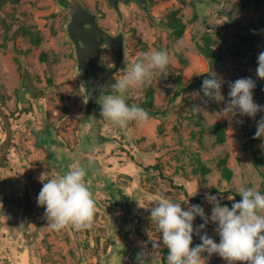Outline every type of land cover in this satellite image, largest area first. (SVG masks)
<instances>
[{
	"label": "rangeland",
	"instance_id": "rangeland-1",
	"mask_svg": "<svg viewBox=\"0 0 264 264\" xmlns=\"http://www.w3.org/2000/svg\"><path fill=\"white\" fill-rule=\"evenodd\" d=\"M83 1L98 13L100 25L110 32L117 30L118 15L106 0ZM148 3L149 13L134 2L127 7L122 5L120 29L125 34L127 66L116 76L119 79L141 53L159 48L168 52L166 77L157 74L151 84L124 95L130 103L141 104L146 102L150 88L153 93L148 106L150 120L143 125L131 122L126 128L116 127L103 118L98 124H109L110 131L105 128L103 138L112 140L113 151L119 153L124 163H129L126 170L132 169V176L111 175L95 182L96 176L86 175L96 204L91 227L79 231L69 227L57 232L48 228L44 208L36 202L42 188L39 177L42 175L47 181L56 176L47 153L29 162L26 172L20 174L21 180L14 172H7L8 183L23 186L14 195L0 191V264H22L23 258L27 264H142V253L143 264H166L167 249L162 242L159 247L154 246L160 242V234L150 221L149 210L160 192L187 210L195 205L191 196L198 188L197 193L204 195L206 217L211 215L213 206L205 198L207 192L229 208L227 201H236L231 193L238 192L241 184L258 188L264 194V138H254L264 111L255 117L237 113L234 117L220 118L217 114L229 100L228 83L239 78L250 77L255 81L253 100L264 106V95L257 88L262 79L256 75L257 58L264 51V0H211L205 6H197L194 0H148ZM172 16L184 23L179 37L167 24ZM69 19V11L56 0H0V106L18 93L28 94L22 87L27 68L35 85L42 90L34 99L42 114L55 124L61 122L57 130L62 134L77 138L87 91L77 70L74 45L67 35ZM36 37L40 38L39 43L35 42ZM204 43L213 48L218 58L200 51L198 44ZM102 61L108 67L114 65L112 50L106 44L102 45ZM206 73L222 79V101L204 97L202 92L194 97L200 89L180 90ZM103 98L90 114L92 118L100 114ZM193 105L201 107L198 115L189 110ZM7 113L11 124L16 122L15 111ZM220 130L224 133L222 141ZM95 136L98 137L97 132L90 138ZM245 143L249 145L247 148ZM252 150L259 158L258 167ZM221 159L231 170L229 178L222 173ZM8 161L6 155L1 167H8ZM202 165L208 168L205 173L200 171ZM110 167V164L106 167L109 175ZM5 179V172L0 171V181ZM170 179L183 184L188 196L173 187ZM111 181L127 194L113 196ZM200 224L196 217L193 242L201 243L200 235L206 233L219 243L217 225L209 221L197 235L195 229ZM140 242L153 250L154 259ZM206 264H227V261L213 254Z\"/></svg>",
	"mask_w": 264,
	"mask_h": 264
},
{
	"label": "clouds",
	"instance_id": "clouds-1",
	"mask_svg": "<svg viewBox=\"0 0 264 264\" xmlns=\"http://www.w3.org/2000/svg\"><path fill=\"white\" fill-rule=\"evenodd\" d=\"M169 63L166 50L141 53L114 84L108 85L116 94L104 96L100 104V117L119 128H126L131 122L146 124L150 120L149 113L136 104L129 106L124 95L151 84L157 74L166 77ZM257 64L256 75L264 80V51L259 53ZM222 83V79L215 74L211 78L206 77L200 91L193 96L198 97L202 92L204 97L222 101ZM228 87L229 100L217 113L220 118L234 117L237 113L240 116L255 117L258 112L264 111V106L253 100V79L239 78L229 82ZM189 110L193 115H198L202 109L199 105H193ZM254 138H264V117L257 122ZM86 175V169L74 163L64 175H57L47 181L42 179V175L39 177L42 188L36 202L44 208L50 230L58 232L71 227L79 231L91 227L96 204L87 186ZM197 191L198 188L196 194ZM238 195L241 199L233 203L231 208L222 206L216 196L206 195V200L213 205L211 215L207 217L200 205H191L184 210L181 203L174 202L164 192L154 197L149 209L150 221L160 234V242L154 246L159 247L162 242L167 249L166 264H206L213 254L227 261V264H264V194L258 188L241 184ZM228 199L233 200L234 197ZM197 216L204 223L195 229L196 234L199 235L211 221L217 225L219 243L205 233L200 235V244L190 247L194 234L193 221ZM151 255L154 259V254ZM143 256L142 253V264Z\"/></svg>",
	"mask_w": 264,
	"mask_h": 264
},
{
	"label": "crops",
	"instance_id": "crops-1",
	"mask_svg": "<svg viewBox=\"0 0 264 264\" xmlns=\"http://www.w3.org/2000/svg\"><path fill=\"white\" fill-rule=\"evenodd\" d=\"M6 107V108H5ZM22 107L29 110L22 111ZM5 111H15L17 115L16 122L11 124V141L7 152L10 165L8 167H1L0 171L5 172V180L0 181V191L8 195H14L17 190H21L22 186L8 183L7 172L15 173L16 177L23 179L20 175L26 172V167L29 162L36 160L41 156V153H47V161L52 165V169L57 175L66 174L74 163L83 165L87 171V176L97 177L95 182L101 181L102 178H109L111 175L118 176H132V169L126 170L129 163H124L122 157L118 152L113 151L112 140H106L105 128L109 129V124L106 122L105 126L98 125L102 121V117L96 115L95 117L88 116L83 127L79 126L78 137L68 136L62 134L57 130L61 127V122L55 124L51 119H47L45 113L42 114V109L36 100L31 99L29 94L18 93V95L6 101V105L2 106ZM45 108V107H44ZM1 123V122H0ZM96 128V129H95ZM0 125V142L3 139ZM97 130V131H96ZM97 132L98 137L93 134ZM114 131L113 135H116ZM97 138V141L96 139ZM71 140V141H70ZM49 143L52 147L51 154L45 149L44 144ZM45 150V151H44ZM110 150V151H109ZM46 152V153H45ZM108 161V163H106ZM27 163V165H26ZM108 164L111 165L110 175L107 171ZM22 171V172H21ZM9 176H14L9 174ZM22 177V178H21ZM15 177H13V180ZM87 184L90 183L89 179ZM113 196H120L127 194L124 190L117 189L113 185Z\"/></svg>",
	"mask_w": 264,
	"mask_h": 264
},
{
	"label": "water",
	"instance_id": "water-1",
	"mask_svg": "<svg viewBox=\"0 0 264 264\" xmlns=\"http://www.w3.org/2000/svg\"><path fill=\"white\" fill-rule=\"evenodd\" d=\"M58 5L67 9L70 19L66 24L67 35L74 45L76 66L83 71L82 81L87 91L86 106L81 119V126L85 124L88 116L95 111L101 97L116 94L108 85L114 84L118 77L116 73L127 66L125 60V34L122 29L111 33L97 21V13L90 11L83 0H56ZM110 5L118 9L117 0H108ZM128 1V0H123ZM148 13V0H137ZM197 6H205L211 0H194ZM120 19L122 15L119 14ZM106 44L113 53L114 65L108 67L102 61V45ZM22 87L26 89L31 98L37 99L42 90L37 87L30 71L24 69ZM1 134L0 167L7 155L11 141V122L8 113L0 106ZM3 124V126H2ZM45 149L51 154L52 147L47 142ZM136 194V193H133Z\"/></svg>",
	"mask_w": 264,
	"mask_h": 264
},
{
	"label": "trees",
	"instance_id": "trees-1",
	"mask_svg": "<svg viewBox=\"0 0 264 264\" xmlns=\"http://www.w3.org/2000/svg\"><path fill=\"white\" fill-rule=\"evenodd\" d=\"M167 24H168V26L170 28L173 29V31H174V33H175V35L177 37H179V36H181L183 34L184 23H182L181 20L178 17L172 16V18L167 22ZM39 41H40V38L39 37H36L35 38V42L36 43H39ZM198 47L200 48V51L204 55L210 56V57L212 56L214 58H218V54L213 50V48L210 47V45H208V43L198 44ZM158 50H162V49L159 48ZM40 56H41L42 59H44V53L43 52H41ZM256 66L258 67V64H256ZM211 76L212 75L206 73L202 77L196 78L194 81L190 82L186 86H183L180 90L183 91L186 88L201 89V85H202L203 80L206 77L207 78H211ZM257 88H260L262 90L263 95H264V80H262L261 84H259ZM147 97L148 98H147L146 102H143L141 104H136V105H138L139 107L144 108L149 113L148 106L151 104V101H152V98H153V93H152V91H151L150 88H148ZM263 99H264V96H263ZM126 103L129 106L132 105V103H130V100L129 99L126 100ZM28 110H29L28 108L22 107V111H26L27 112ZM218 134H219V141L224 140V133L221 130L218 131ZM248 143L251 146L250 148H252L253 147L252 144H251L252 143V138H249L248 139ZM248 143H245L244 144L246 148H247V146H249ZM252 152L254 154V164H255L256 167H258L259 166V158L257 157V153H256L255 150H252ZM220 166L222 167L221 170H222L223 175L226 178H229L231 176V170L228 167H226V165H225V159H221L220 160ZM207 170H208V168L205 167V166H203V165L200 167V171L202 173H205ZM170 182H171V185L173 187L180 188L188 196V192H187V190H186V188H185V186L183 184H175L172 179H170ZM209 194H211V193L210 192H207V195H209ZM231 194L236 197V201L235 202H238L241 199V197L238 195V192L232 191ZM194 195L191 196V200L194 202L195 205H200L203 208L202 198H203L204 195L202 193H197V194H194ZM227 202L230 205H232L233 203H235V202H230V201H227ZM204 212H205V210H204ZM197 220L200 223H204V220H202L199 216H197ZM198 244H200V243L194 241V242H192V245H190V247H195Z\"/></svg>",
	"mask_w": 264,
	"mask_h": 264
},
{
	"label": "flooded vegetation",
	"instance_id": "flooded-vegetation-1",
	"mask_svg": "<svg viewBox=\"0 0 264 264\" xmlns=\"http://www.w3.org/2000/svg\"><path fill=\"white\" fill-rule=\"evenodd\" d=\"M107 1V3L109 4V6L111 7V8H113L114 10H115V12L117 13V15H118V20H119V26H118V28H117V30L116 31H114V32H111V33H117L118 31H119V29H120V24H121V22H122V18L120 19V17H119V14H121L122 15V17H123V13L121 12V8H122V5L124 6V7H127V5H129L131 2H134V3H136V4H138L141 8H142V6L140 5V3L137 1V0H128V1H123V0H117V5H118V9H116L115 7H113L112 5H110V3H109V1L108 0H106ZM84 2V1H83ZM84 4L86 5V7L90 10V11H93V12H95L94 10H92L91 8H89V6H87V4L84 2ZM149 4V3H148ZM143 9V8H142ZM145 10V9H144ZM146 11V10H145ZM95 13H97V12H95ZM97 16H98V13H97ZM97 19H98V17H97ZM98 21V20H97ZM99 23V22H98ZM100 24V23H99ZM102 26V25H101ZM103 27V26H102ZM106 30H108L107 28H105ZM109 31V30H108ZM113 64H114V62H113ZM109 67H111V66H109ZM81 72V74L83 73V71L81 70L80 71ZM117 74V73H116ZM24 89V88H23ZM26 90V89H25ZM86 90V89H85ZM27 91V90H26ZM28 92V91H27ZM114 92V91H113ZM42 93V92H41ZM40 93V94H41ZM115 93V92H114ZM29 94V93H28ZM31 98V97H30ZM31 99H33V98H31Z\"/></svg>",
	"mask_w": 264,
	"mask_h": 264
},
{
	"label": "built area",
	"instance_id": "built-area-1",
	"mask_svg": "<svg viewBox=\"0 0 264 264\" xmlns=\"http://www.w3.org/2000/svg\"><path fill=\"white\" fill-rule=\"evenodd\" d=\"M143 250H144L145 252H147L148 254H152V253H153V250H152L151 248H148L147 246H145V247L143 248ZM150 251H151V253H150Z\"/></svg>",
	"mask_w": 264,
	"mask_h": 264
},
{
	"label": "bare ground",
	"instance_id": "bare-ground-1",
	"mask_svg": "<svg viewBox=\"0 0 264 264\" xmlns=\"http://www.w3.org/2000/svg\"><path fill=\"white\" fill-rule=\"evenodd\" d=\"M140 244L143 245V246H145V244H143V242H140ZM22 260H23L22 261V264H27L25 258H23Z\"/></svg>",
	"mask_w": 264,
	"mask_h": 264
}]
</instances>
